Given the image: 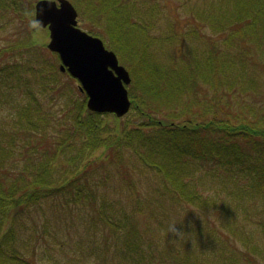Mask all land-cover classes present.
<instances>
[{
    "label": "trees",
    "instance_id": "obj_1",
    "mask_svg": "<svg viewBox=\"0 0 264 264\" xmlns=\"http://www.w3.org/2000/svg\"><path fill=\"white\" fill-rule=\"evenodd\" d=\"M69 1L85 24L83 29L99 37L131 70L128 93L135 121L125 123L109 113L88 110L87 97L78 85L79 99L67 103L66 114L61 117L55 109L45 110L41 96L49 95L54 101L53 95L60 88L51 79L63 76L56 54V63L47 67L53 71L51 79L41 77L35 85L31 77L22 80L19 74L34 73V67L19 64L7 69L0 63V264H36L34 249L38 242L32 235L37 234V227L30 233L26 220L36 209L42 212L37 218L45 217L48 201L54 204L51 210L54 206L60 209L57 202L67 207H87L84 210L88 218L80 225L85 231L93 230V243L96 232L106 229L105 233H111L106 245L113 248L115 255L128 257L132 262L129 264H264L260 263L264 250L248 241L246 228L249 223L264 231V215L255 218V212L248 209L253 204L264 208V106L235 102L237 111L231 112L234 101L226 105L220 101L228 94L205 103L195 95L200 84L216 89L228 87V82H252L235 75L229 81L222 78L224 69L230 71L234 62L240 67L237 75H243L249 54L239 52L236 59L221 60L229 51L218 48L217 41L210 37L201 60L186 55L184 62H169L164 59H171L165 47H180L184 41L197 39L203 34L200 26L179 32L169 24L161 27L164 32L154 34L155 21L161 13L158 1ZM28 2L33 12L32 1ZM185 10L196 13L195 17L201 18L210 31L220 34L227 49L239 43L243 45L241 50L248 51L244 43L247 40L264 47V0L236 2L221 20L214 13L200 11L194 2ZM15 18L32 21L26 3L0 0V31L8 29ZM32 29L24 38L0 48V57L42 47V43L33 42L30 34L37 29ZM142 45L148 46V67ZM153 48L158 53L150 51ZM10 79L16 85H11ZM16 87L22 88L18 90L22 92L20 97L13 91ZM123 148H129L137 163L152 175L161 177L160 187L154 190L157 196L148 201V211L163 203L159 196L169 195L180 205L190 203L204 212L211 210L210 214L222 217L228 230L213 222L185 221L181 209L179 225L171 227L164 222L156 229L165 237L163 241L175 229L176 244L162 242L153 233L146 241L143 232L138 235L136 231H129L136 234L135 244L130 245L127 236L130 242L123 238L120 242L118 231L126 226L128 213L120 214L114 209L116 199L96 200L94 191L95 186L106 185L110 165L124 159ZM192 168L199 170L198 175ZM117 170L122 176L123 170ZM202 174H209L211 186L215 184L211 193L200 188ZM153 184L148 180L150 188ZM126 185L135 187L130 179ZM138 200L135 215L144 220L147 208L139 197ZM238 210L242 217H237ZM43 224L47 233L48 226ZM53 240L64 244L57 235ZM82 242L76 239L74 250L81 249ZM29 244L33 247L26 254L21 248ZM198 244L203 246L200 253ZM44 260L58 264L52 256Z\"/></svg>",
    "mask_w": 264,
    "mask_h": 264
},
{
    "label": "rangeland",
    "instance_id": "obj_2",
    "mask_svg": "<svg viewBox=\"0 0 264 264\" xmlns=\"http://www.w3.org/2000/svg\"><path fill=\"white\" fill-rule=\"evenodd\" d=\"M26 3V7L28 13L32 19V21L25 20L21 21L17 18L12 22V25L8 27V29L0 31V48L9 44L15 43L18 39L24 38L28 34L32 28L37 29L36 32H32L30 36H32L33 42L42 43L43 46H37L33 48H29L25 51H21L22 54L16 52L14 54H5L0 57V63L7 69L10 66H15L19 64H23L21 66H29L34 67V73H19L21 79L32 78L34 85L35 81L41 80L42 78L51 79L52 69L48 70V66L56 63V57L54 53L50 52L46 48V44L49 41L48 32L46 29H42L38 26L33 17V12L28 8L29 2L28 0H21ZM32 1V4L36 2V0ZM69 1V0H68ZM158 1L160 6L161 13L157 16L155 25L156 29L153 31L154 34H158L160 32H164L165 30L161 27H167L169 24L175 25V29L179 32L187 31L191 28L196 27L197 25L201 27L202 35L199 34L197 39L190 40L189 42L184 41V44L180 47H165L166 52L171 57L164 58L166 61H182L184 62L185 56L188 55L189 58L192 55L196 56L199 60L203 58L202 52L206 47H208L209 38L212 37L217 41L218 48L224 49L226 52L230 54H224L221 56V60L229 61L231 59H236V54L239 55V52H244L247 55L246 58V66L243 69L244 74L239 76L237 75L239 66L237 63H231V70L227 71V68L224 69V74L222 78L226 81L232 76H236L239 80L250 79L252 82H248L247 80L243 84H239L238 82H228V87H218L212 88L211 86H207L205 84H200L196 89L195 95L205 103V100L213 101L215 96H220L224 94H228L227 97L222 96L220 101L226 105V102L234 101L232 105L234 106L235 102H239V105H254V106H264V47H261V43L252 45L248 40L247 43L249 46V50L242 49L243 45H239V43H235L232 48L227 49L226 43L221 42L219 39V35L215 32L210 31L201 21V18L195 17L196 13H192L190 10H185L187 5L192 4L193 2L198 7V9L204 13H214L217 17V20L223 19L221 16L225 15L228 10H230L236 2H246L247 0H152ZM32 15V16H31ZM82 19L79 18L80 27L83 28ZM32 29V30H33ZM26 34V35H25ZM261 34V32H260ZM200 41V44L197 42ZM186 42V43H185ZM258 47V48H257ZM237 48V49H236ZM142 49L144 51L145 63L148 67V46H143ZM150 51H155L158 53L157 49L153 48ZM252 55V56H251ZM120 64H123L121 60H119ZM8 64V65H7ZM59 64V63H58ZM57 64V65H58ZM180 63H178L179 65ZM124 65V64H123ZM20 66V65H19ZM167 67V65H164ZM12 70V69H10ZM57 70V69H56ZM130 72L131 70L128 69ZM42 71V75H41ZM9 71L6 73L8 77ZM5 76V71H4ZM56 79V76H55ZM51 81L58 85L60 90L53 95L54 101L49 99V95H42L43 98L42 106L47 110L49 107L51 109H55L58 114H66L68 112L67 103L70 101H77L79 99L80 93L78 92V82L76 79L71 78L69 75L61 74L60 77L57 78L56 81ZM68 81V82H67ZM11 85H16L14 79H10ZM19 85V84H18ZM240 85V86H239ZM19 87V86H18ZM240 87L244 90L240 92ZM234 88L235 90L231 89ZM20 88H14V92L18 94V97L21 95V91L18 92ZM238 90V91H237ZM248 90V92H247ZM53 93V92H52ZM49 93V94H52ZM16 94V95H17ZM231 94V95H230ZM190 98V94L188 95ZM68 98V99H67ZM218 98V97H217ZM67 99V100H66ZM238 104L235 103L234 108L231 112L237 111ZM129 118H126L128 117ZM62 117V115H61ZM125 117V118H124ZM136 119V118H135ZM128 121L134 120L133 111L129 110L126 115L123 116L122 122L127 123ZM129 148L122 149V156L124 159L117 160L115 164L110 165L111 174L108 177V181L105 186H95V195L96 200L100 201L102 197L112 198L117 200V206L114 209L118 210L120 214L128 213V220L126 222L125 227H121L118 231V235L120 237V242L123 239H126V236L131 240V244L136 243V234H130L129 231H136L138 235L143 232V236L146 241H148V235L153 233V237L161 238L162 242H169L172 244H176L178 242L177 236H173L174 232L172 231L170 235L166 236V241H163L161 234L156 229L163 224L164 222L167 226H177L179 225L180 219L182 217V212L180 210H184V215L182 217L185 221H202L209 224L213 222L219 228L227 231L228 227L223 226L222 217H218L216 215L210 214L211 210L204 212V209L198 208L193 204L180 205L175 200H172L168 195L167 198L164 196H159L163 203L159 205H153L151 210L148 211V201L154 199L157 196V193L154 191L156 188L160 187V179L161 177H157L156 175H152L148 169H145L142 165L137 163V159L134 158V154L128 150ZM117 168L123 170V175L119 173ZM197 168H192V171H195L198 175ZM203 174L206 172H202ZM154 174V173H153ZM202 174V182L203 187L200 184L201 189L210 190L215 187V184L211 186V177L208 175ZM131 180L135 187L129 188L126 185L127 180ZM148 180L154 182L152 187L150 188L148 185ZM91 187H93V180L90 181ZM211 186V187H210ZM137 188V191H135ZM160 194V193H159ZM161 195V194H160ZM140 200L144 203L146 209V218L142 220L139 216H136V204ZM228 201H230L228 199ZM232 203V202H231ZM49 206L51 207L52 201H48ZM56 204L61 205L60 209H56L55 206L52 208L53 210L45 204V217H38V215H42V212L36 209L30 213V218L26 220V226L30 224V233L37 227V234L32 235L38 242V246L34 249V260L37 261L36 264H47L48 262L44 259H47L52 256L56 259L58 264H129L132 263L131 260L124 258L123 256H118L113 253V248L106 245V240L109 239L110 232L105 233L106 229H99L96 232L95 240L93 243L92 231L83 228L82 222H85L88 217H86L84 208L78 207H67L63 206L61 203L57 202ZM85 204H82L84 206ZM254 206H250L248 209L253 210L255 212V218L261 215H264V208L261 207L260 204H253ZM81 207V206H79ZM185 207V209H183ZM207 213V214H206ZM79 214V217L77 216ZM138 215V214H137ZM74 216V217H72ZM237 217H242L240 214V210L237 212ZM153 219V220H152ZM34 222V223H33ZM45 223L48 228L47 233L42 229ZM264 223V221L262 222ZM103 228V227H102ZM246 228H248V233L250 236L248 237V241L251 243H256L259 247L264 250V231L261 229H256L255 226L246 224ZM26 230V228H24ZM56 231V233H54ZM109 231V230H108ZM105 233V234H104ZM177 234V233H176ZM57 235L58 239L64 242L63 245L55 242L53 238ZM161 236V237H160ZM114 238V237H113ZM76 239H80L83 242L81 249L74 250V243ZM114 240V239H113ZM112 240V241H113ZM129 241V240H128ZM130 242V241H129ZM32 245H26L21 248L24 253L31 252ZM203 246H197V251L200 253V250ZM121 249V247H120ZM78 252L75 254L74 252ZM80 251V252H79ZM54 262H49L48 264H53ZM260 263H264V260H261Z\"/></svg>",
    "mask_w": 264,
    "mask_h": 264
},
{
    "label": "water",
    "instance_id": "obj_3",
    "mask_svg": "<svg viewBox=\"0 0 264 264\" xmlns=\"http://www.w3.org/2000/svg\"><path fill=\"white\" fill-rule=\"evenodd\" d=\"M34 20L49 32L48 50L58 54L59 69L79 81L88 110L124 116L130 109L126 86L131 78L102 40L81 30L78 13L68 0H38Z\"/></svg>",
    "mask_w": 264,
    "mask_h": 264
},
{
    "label": "clouds",
    "instance_id": "obj_4",
    "mask_svg": "<svg viewBox=\"0 0 264 264\" xmlns=\"http://www.w3.org/2000/svg\"><path fill=\"white\" fill-rule=\"evenodd\" d=\"M173 231H176L175 229H173Z\"/></svg>",
    "mask_w": 264,
    "mask_h": 264
}]
</instances>
